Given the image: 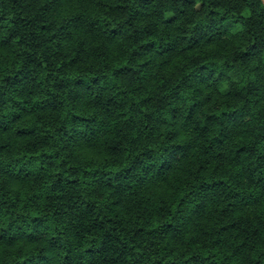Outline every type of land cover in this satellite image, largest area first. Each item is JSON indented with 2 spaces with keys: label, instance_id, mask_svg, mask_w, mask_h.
Returning <instances> with one entry per match:
<instances>
[{
  "label": "trees",
  "instance_id": "obj_1",
  "mask_svg": "<svg viewBox=\"0 0 264 264\" xmlns=\"http://www.w3.org/2000/svg\"><path fill=\"white\" fill-rule=\"evenodd\" d=\"M0 264H264V0H0Z\"/></svg>",
  "mask_w": 264,
  "mask_h": 264
}]
</instances>
